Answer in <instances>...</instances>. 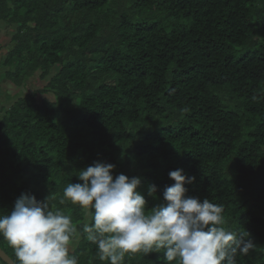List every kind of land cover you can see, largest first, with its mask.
Returning <instances> with one entry per match:
<instances>
[{
  "label": "trees",
  "instance_id": "1",
  "mask_svg": "<svg viewBox=\"0 0 264 264\" xmlns=\"http://www.w3.org/2000/svg\"><path fill=\"white\" fill-rule=\"evenodd\" d=\"M1 25L0 215L50 195L79 230L84 213L59 202L78 171L101 161L141 178L150 209L183 169L186 195L223 205L257 245L237 264H264V0H0ZM71 254L108 264L83 236Z\"/></svg>",
  "mask_w": 264,
  "mask_h": 264
},
{
  "label": "clouds",
  "instance_id": "2",
  "mask_svg": "<svg viewBox=\"0 0 264 264\" xmlns=\"http://www.w3.org/2000/svg\"><path fill=\"white\" fill-rule=\"evenodd\" d=\"M114 169L111 163L96 161L78 171L81 182L64 187L60 204L70 202L85 215L79 230L50 195L38 200L22 193L13 209L0 215V237L12 249L14 264H78L71 253L82 236L108 264L152 253H162L164 264H237L238 255L257 249L247 230L228 226L223 205L186 195L185 185L196 178L183 169L168 173L175 183L150 209L140 191L141 178L114 177ZM147 192L158 199L155 185Z\"/></svg>",
  "mask_w": 264,
  "mask_h": 264
},
{
  "label": "rangeland",
  "instance_id": "3",
  "mask_svg": "<svg viewBox=\"0 0 264 264\" xmlns=\"http://www.w3.org/2000/svg\"><path fill=\"white\" fill-rule=\"evenodd\" d=\"M12 34H13V30L8 29L5 25H1V27H0V41H1L0 45H2L3 48L0 50V82L2 84H4L5 87H6V85H5L6 84V81H5V76H4L5 67H4V64L3 63L5 61V58L7 56L8 49L10 47V39L12 37ZM39 82L40 81H36V83L34 84V86H32V88L27 87V89H29L31 92L34 91L35 89L39 88V85H40ZM40 83H42V82H40ZM44 84L45 83H43V85ZM4 86H3V88L5 89ZM2 93H3V91H2ZM22 94H23V90L13 92L11 94V96L8 97L9 98L8 101L13 103L15 100H17L18 98H20ZM0 103H2V96L1 95H0Z\"/></svg>",
  "mask_w": 264,
  "mask_h": 264
},
{
  "label": "water",
  "instance_id": "4",
  "mask_svg": "<svg viewBox=\"0 0 264 264\" xmlns=\"http://www.w3.org/2000/svg\"><path fill=\"white\" fill-rule=\"evenodd\" d=\"M0 260L5 264H14V260L0 247Z\"/></svg>",
  "mask_w": 264,
  "mask_h": 264
}]
</instances>
